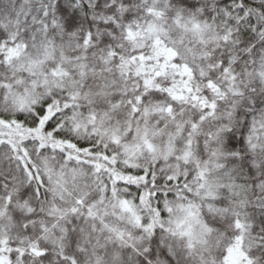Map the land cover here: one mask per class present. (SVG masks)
<instances>
[{
    "label": "snow or ice",
    "instance_id": "obj_1",
    "mask_svg": "<svg viewBox=\"0 0 264 264\" xmlns=\"http://www.w3.org/2000/svg\"><path fill=\"white\" fill-rule=\"evenodd\" d=\"M0 264H264V0H0Z\"/></svg>",
    "mask_w": 264,
    "mask_h": 264
}]
</instances>
